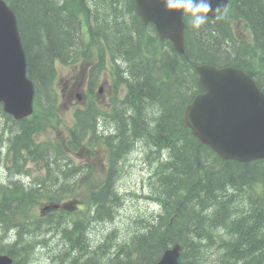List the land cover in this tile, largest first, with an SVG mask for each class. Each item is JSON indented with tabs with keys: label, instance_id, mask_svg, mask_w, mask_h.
<instances>
[{
	"label": "trees",
	"instance_id": "trees-1",
	"mask_svg": "<svg viewBox=\"0 0 264 264\" xmlns=\"http://www.w3.org/2000/svg\"><path fill=\"white\" fill-rule=\"evenodd\" d=\"M8 1L17 16L29 75L44 104L35 120L9 129L13 148L9 150L17 155L24 150L34 155L45 150L34 145L32 138L47 120L56 117L54 82L59 65L83 60L95 65L93 77L110 69L115 87L125 85V92L120 97V89L116 91L110 110L99 109L95 103L90 106L110 119L106 126L111 136L94 147L108 164L106 182L92 173L94 177L84 185L89 198L79 200L76 213L57 211L43 218L35 210H20L0 217L4 234L14 228L16 236L12 243L0 238V253L12 256L14 264H28L38 234L44 236V223L51 220L68 223L66 240L62 236L67 247L60 264H155L173 244L182 245L181 264H264V160H223L194 137L182 119L184 108L198 91L195 65L208 62L233 64L251 73L263 70L264 0H234V8L239 5L243 15L231 11V16L223 14L217 23L208 19L199 29L189 25L185 55L173 51L169 42H161L152 26L143 25L133 0ZM242 16L257 47L232 38L229 21ZM84 23L88 24L87 36L82 33ZM116 61L123 62L122 66ZM260 78L264 85V74ZM77 114H83V124H95L89 111ZM86 127L79 140L96 145L95 138L87 139ZM137 142L167 153L161 164V155L155 152L160 168L153 177L158 188L154 186L152 197L160 212L141 222L121 242L118 233L111 232L95 249L88 237L83 239V231L87 232L93 220L112 221L119 211V176ZM52 153L49 159L54 170L49 167L47 180L65 188L76 170L58 160L53 163ZM18 202H24L23 197ZM38 204L34 200L33 206ZM79 217L81 222H77ZM69 222L73 224L70 230ZM100 252L109 256L94 257Z\"/></svg>",
	"mask_w": 264,
	"mask_h": 264
},
{
	"label": "water",
	"instance_id": "water-1",
	"mask_svg": "<svg viewBox=\"0 0 264 264\" xmlns=\"http://www.w3.org/2000/svg\"><path fill=\"white\" fill-rule=\"evenodd\" d=\"M144 22L155 23L162 39H172L175 49L183 52L184 24L179 11H166L163 0H136ZM209 68H197L200 84L213 100L195 103L185 113V122L193 132L209 143L225 159L248 161L264 158V106L245 104L238 98L231 82L218 72L210 79ZM242 80L239 72H230ZM221 87V88H220ZM220 88V89H219ZM219 89V91H218ZM33 84L26 76V60L13 12L0 0V102L17 118L33 111ZM240 106V110H238ZM180 246L167 250L157 264H179ZM0 258V264H10Z\"/></svg>",
	"mask_w": 264,
	"mask_h": 264
},
{
	"label": "rangeland",
	"instance_id": "rangeland-1",
	"mask_svg": "<svg viewBox=\"0 0 264 264\" xmlns=\"http://www.w3.org/2000/svg\"><path fill=\"white\" fill-rule=\"evenodd\" d=\"M61 74L59 79H61L59 83V90L61 91L64 88L65 81H71V83L80 84L79 80L75 81L76 77H78V73L72 72L71 69H63L60 71ZM75 77V78H74ZM77 99V97L75 98ZM60 110L62 114V118L66 123L71 121V115L73 111V107H71V103L66 101L65 99H61L60 102ZM3 125L5 123V119H0ZM101 121V128L106 130L107 126L104 125ZM108 122L107 124H109ZM62 129V123L60 125ZM56 132H50L44 135H40L37 140L43 141L47 138L55 139L57 137ZM148 149H144L143 147H139L135 152L131 153L123 163L122 171L120 173V179L118 181V186L120 188L122 198L121 209L118 211L117 217L111 221L112 224L118 227V230L121 231L122 234H126L129 231L137 228V225L140 222L144 221V219L151 218L156 213L155 211L158 209L157 205L152 204V202H147L142 198L144 193L150 191V182L149 178L152 172V166L150 164H154L156 160L148 161L147 157ZM34 168V167H33ZM34 172L41 173L39 169H35ZM156 188L158 185L154 183ZM80 188H77L75 191H78ZM47 234L44 233V239L46 242H51L56 244V239L52 236H49L47 239ZM97 237V235H95ZM42 234L40 233L37 236V241L42 239ZM47 248H38L34 253L31 264H48L49 260V251ZM50 258V257H49Z\"/></svg>",
	"mask_w": 264,
	"mask_h": 264
},
{
	"label": "clouds",
	"instance_id": "clouds-1",
	"mask_svg": "<svg viewBox=\"0 0 264 264\" xmlns=\"http://www.w3.org/2000/svg\"><path fill=\"white\" fill-rule=\"evenodd\" d=\"M165 10L179 11L181 14H187L193 28L199 29L209 19V13L213 12L215 18L223 19V15L217 17V13H223L224 7L217 5L212 7L211 0H163Z\"/></svg>",
	"mask_w": 264,
	"mask_h": 264
},
{
	"label": "bare ground",
	"instance_id": "bare-ground-1",
	"mask_svg": "<svg viewBox=\"0 0 264 264\" xmlns=\"http://www.w3.org/2000/svg\"><path fill=\"white\" fill-rule=\"evenodd\" d=\"M0 159L2 160V161H4L5 160V158H6V155L8 154V153H14V152H12L11 150H9V149H7V150H5L4 152H2V149L0 150ZM17 160H22L21 158H19V159H16V161ZM156 163V162H155ZM22 164V162H15V166H14V168L13 169H11L10 170V172H9V170H4L3 171V177H4V179H6V180H9V181H12V182H15V181H18L19 179H20V177H21V174H20V171H18V169H19V167L18 166H20ZM12 171H14L13 173H12ZM12 173V174H11ZM121 196H122V198H123V195L122 194H120ZM123 202V201H122ZM122 207H120L119 208V210L121 209ZM117 214H118V212H116V215H115V217H114V219L117 217ZM113 219V220H114ZM11 231V230H10ZM43 238L42 239H40V240H38V243L36 244V247H38L39 245H41L43 242H46L45 240L46 239H44V236H42ZM47 239L49 238V235L47 234V237H46ZM56 239V238H55ZM56 244L57 245H60V242H59V240H57L56 239ZM177 245H181V244H177ZM37 249V248H36ZM1 254H3V253H1ZM11 260H12V264H14V258L12 257V256H10V255H8V254H6Z\"/></svg>",
	"mask_w": 264,
	"mask_h": 264
}]
</instances>
